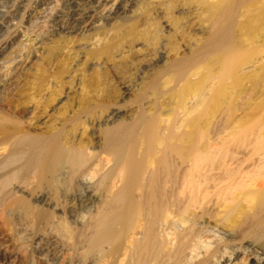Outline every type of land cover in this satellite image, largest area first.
<instances>
[{
	"label": "rangeland",
	"instance_id": "rangeland-1",
	"mask_svg": "<svg viewBox=\"0 0 264 264\" xmlns=\"http://www.w3.org/2000/svg\"><path fill=\"white\" fill-rule=\"evenodd\" d=\"M88 5L94 9V21H87L92 20L97 28L75 26L72 21ZM5 16L12 17L10 30L18 24L22 27L23 38L14 45V56L2 59L21 58L23 65L19 73L13 62L1 70L0 117L20 123L33 134L49 133L73 118L85 131L84 142L98 153L93 133L100 124L101 129L113 127L116 133L127 135L129 142L139 139L144 130L138 132L140 120L130 119L146 116L143 109L154 93L157 104L150 109L146 125L184 120L185 142L191 145L195 139L199 149L206 151L212 141L211 149L221 157L217 164L230 161L246 169L263 159L264 0H90V4L88 0H0V19ZM226 18L230 21L224 32L226 45L209 48L210 28ZM7 33L3 30L0 39ZM110 33L115 37H108ZM36 34L44 36L41 46L33 43ZM95 39L100 42L91 47ZM127 41L134 48L120 61L101 64L125 48ZM145 41L155 47L143 57L140 51ZM221 74L228 78L225 83L220 81ZM163 93H168V104ZM133 107L137 112L131 114ZM217 114L221 119L212 128ZM187 144L178 147L186 151ZM238 190L233 199L216 202L217 198L210 197L201 207L192 205L185 213L179 212L178 221L189 223L186 244L192 247L181 261L169 264L196 259L194 264H264L262 199L249 203L239 193L245 188ZM59 216L66 227L74 228L68 213ZM181 227L175 232H184ZM44 232L26 221L0 216V243L15 264H87L65 246L38 245L40 239L50 238Z\"/></svg>",
	"mask_w": 264,
	"mask_h": 264
},
{
	"label": "bare ground",
	"instance_id": "bare-ground-1",
	"mask_svg": "<svg viewBox=\"0 0 264 264\" xmlns=\"http://www.w3.org/2000/svg\"><path fill=\"white\" fill-rule=\"evenodd\" d=\"M93 10L88 5L87 10L74 17V25L97 28L96 23L92 22ZM11 18L5 16L0 19V33L8 31L0 39V74L4 64L9 62L18 64L15 68L18 73L23 65L21 58L10 61L2 59L15 55L14 45H18L23 38L19 24L9 29ZM88 18L92 19L91 22L87 21ZM229 22V18H226L223 24L216 22L210 28L212 36L209 48L217 50L226 45L224 32H227L225 28ZM108 37H115V34L110 33ZM43 38L42 34H36L33 43L41 46ZM99 42L95 39L91 47ZM142 46V56L145 51L155 47L148 41ZM133 48L132 41H127L125 48L117 50L110 60L107 58L101 64H115ZM230 70L232 72V68ZM220 77L218 80L222 82L228 79L222 74ZM172 81L176 83L179 80ZM167 83L170 85L171 82ZM168 93L161 95L167 104L170 100ZM153 95L147 98L149 100L143 109L147 111L146 116L138 119L132 116L130 119L134 123L140 120L138 132L144 129L141 138L129 142L127 135L116 133L113 127L101 129L103 126L100 124L93 133L100 149L98 153L84 142L85 131L78 127L77 120L73 118L49 133L33 134L20 123L0 117V216L6 220L14 218L26 221L32 228L43 229L50 238L40 239L38 245L48 248L65 246L74 257L87 264H169L171 261H181L182 254H187L192 247L186 244L190 236L189 228H185L188 222L178 221L179 212L186 211L190 206L198 204L201 207L202 201L210 197L217 198L216 202L233 199L238 188L244 187L245 191L239 193L247 196L249 203L262 199L260 213H263L264 157L246 169L238 163L230 164V161L217 164L220 154L211 149L212 141H207L209 148L206 151L199 149L195 139L191 145L185 142L186 138L181 132L184 120L161 121L160 125L158 122V125H153L152 121V124L148 122L146 125L150 109L153 110L157 104L156 95ZM133 109L131 114L137 112ZM221 114H217L211 122L212 128L218 125ZM113 117H117V114ZM91 119L95 121L96 118ZM186 144L190 148L185 151ZM179 145L185 146H180V149ZM143 148L147 149V160ZM178 151L187 154L181 152L175 157L173 153ZM52 212L58 216H52ZM65 212L72 219L74 228L66 227L62 222L59 215ZM179 226L184 231L181 234L175 230ZM10 258L0 243V264H15Z\"/></svg>",
	"mask_w": 264,
	"mask_h": 264
}]
</instances>
